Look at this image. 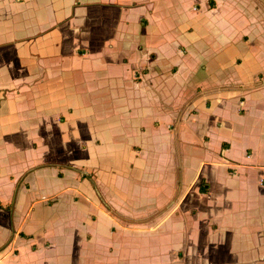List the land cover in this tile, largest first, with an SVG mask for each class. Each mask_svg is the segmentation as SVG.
<instances>
[{"label": "crops", "instance_id": "crops-1", "mask_svg": "<svg viewBox=\"0 0 264 264\" xmlns=\"http://www.w3.org/2000/svg\"><path fill=\"white\" fill-rule=\"evenodd\" d=\"M136 236L264 264V0H0V264Z\"/></svg>", "mask_w": 264, "mask_h": 264}, {"label": "rangeland", "instance_id": "rangeland-1", "mask_svg": "<svg viewBox=\"0 0 264 264\" xmlns=\"http://www.w3.org/2000/svg\"><path fill=\"white\" fill-rule=\"evenodd\" d=\"M152 190H155V187L152 185ZM150 196L152 193L149 194ZM149 195H146V199L150 198ZM138 199H135L137 202ZM136 212L142 213V209L139 207H135ZM18 211H21L20 209ZM44 217V216H43ZM46 218V217H44ZM54 225V224H52ZM25 228L28 225L24 226ZM52 232L59 233V228H52ZM121 243V242H120ZM170 240L167 237V241H165L164 236H153L144 238L143 236H136L135 241L126 240L123 241L125 246H129L132 250L134 248V258H132L131 253L129 255V261L122 264H167L166 260L163 256V248L170 244ZM133 251V250H132ZM118 257H103L101 258V262L99 264H121L118 262Z\"/></svg>", "mask_w": 264, "mask_h": 264}, {"label": "trees", "instance_id": "trees-1", "mask_svg": "<svg viewBox=\"0 0 264 264\" xmlns=\"http://www.w3.org/2000/svg\"><path fill=\"white\" fill-rule=\"evenodd\" d=\"M201 192H205V190L203 188H201Z\"/></svg>", "mask_w": 264, "mask_h": 264}]
</instances>
